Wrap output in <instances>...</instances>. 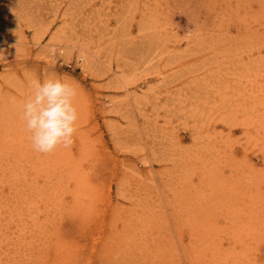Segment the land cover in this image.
I'll list each match as a JSON object with an SVG mask.
<instances>
[{
	"label": "rangeland",
	"instance_id": "obj_1",
	"mask_svg": "<svg viewBox=\"0 0 264 264\" xmlns=\"http://www.w3.org/2000/svg\"><path fill=\"white\" fill-rule=\"evenodd\" d=\"M0 39V264H264V0H0ZM53 76L78 130L40 154Z\"/></svg>",
	"mask_w": 264,
	"mask_h": 264
},
{
	"label": "clouds",
	"instance_id": "obj_2",
	"mask_svg": "<svg viewBox=\"0 0 264 264\" xmlns=\"http://www.w3.org/2000/svg\"><path fill=\"white\" fill-rule=\"evenodd\" d=\"M50 52L55 55V48ZM30 87L31 94L22 105V120L30 133L32 149L40 154H50L60 146L70 147L78 130L76 87L56 76L42 81L33 79Z\"/></svg>",
	"mask_w": 264,
	"mask_h": 264
},
{
	"label": "bare ground",
	"instance_id": "obj_3",
	"mask_svg": "<svg viewBox=\"0 0 264 264\" xmlns=\"http://www.w3.org/2000/svg\"><path fill=\"white\" fill-rule=\"evenodd\" d=\"M3 45H4V41L0 39V49L3 47Z\"/></svg>",
	"mask_w": 264,
	"mask_h": 264
}]
</instances>
